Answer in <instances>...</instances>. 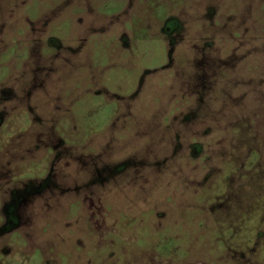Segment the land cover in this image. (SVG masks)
Segmentation results:
<instances>
[{
  "label": "rangeland",
  "instance_id": "obj_1",
  "mask_svg": "<svg viewBox=\"0 0 264 264\" xmlns=\"http://www.w3.org/2000/svg\"><path fill=\"white\" fill-rule=\"evenodd\" d=\"M0 264H264V0H0Z\"/></svg>",
  "mask_w": 264,
  "mask_h": 264
}]
</instances>
